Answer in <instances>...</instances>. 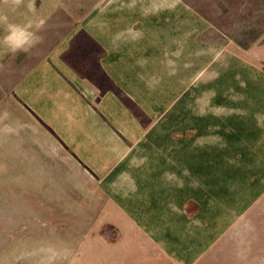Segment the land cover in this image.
I'll return each mask as SVG.
<instances>
[{
    "label": "crops",
    "instance_id": "1",
    "mask_svg": "<svg viewBox=\"0 0 264 264\" xmlns=\"http://www.w3.org/2000/svg\"><path fill=\"white\" fill-rule=\"evenodd\" d=\"M39 3L0 7V60L10 61L0 162L18 163L19 177L71 178L78 164L152 225L202 193L203 168L231 157L217 137L206 150L191 141L188 154V116L204 115L227 142L258 131L251 145L264 147V59L205 41L208 23L184 0H105L68 26Z\"/></svg>",
    "mask_w": 264,
    "mask_h": 264
},
{
    "label": "rangeland",
    "instance_id": "2",
    "mask_svg": "<svg viewBox=\"0 0 264 264\" xmlns=\"http://www.w3.org/2000/svg\"><path fill=\"white\" fill-rule=\"evenodd\" d=\"M38 1L43 11L57 6V21L68 26L105 0ZM184 1L208 23L205 41L264 59V0ZM23 57L16 54L17 61ZM9 62L8 56L0 60V104ZM189 118L188 154L197 143L191 141L201 138L196 149L206 150L217 137L230 144L231 157L203 168L202 193H192L170 212L171 219L152 225L136 220L125 203L131 196L101 193L104 180L78 164L71 178L28 179L19 177L18 163L0 162V264H264V147L251 145L259 132L242 130L227 142L225 131L211 135L204 115ZM244 187L252 191L250 208L243 202Z\"/></svg>",
    "mask_w": 264,
    "mask_h": 264
}]
</instances>
